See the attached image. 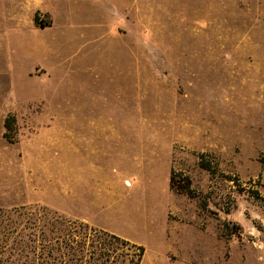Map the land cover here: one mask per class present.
Here are the masks:
<instances>
[{
    "label": "rangeland",
    "instance_id": "374dc122",
    "mask_svg": "<svg viewBox=\"0 0 264 264\" xmlns=\"http://www.w3.org/2000/svg\"><path fill=\"white\" fill-rule=\"evenodd\" d=\"M19 205L32 264H264V0H0Z\"/></svg>",
    "mask_w": 264,
    "mask_h": 264
},
{
    "label": "trees",
    "instance_id": "16d2710c",
    "mask_svg": "<svg viewBox=\"0 0 264 264\" xmlns=\"http://www.w3.org/2000/svg\"><path fill=\"white\" fill-rule=\"evenodd\" d=\"M35 22L44 26L50 25L49 18H40L39 12L35 15ZM8 132L5 137L9 138V134L13 129V118L6 120ZM10 139L11 136H10ZM202 167L211 169V165L206 160H201ZM172 189L180 192L186 189L185 186H176L172 180ZM258 197H261L257 193ZM44 214V215H43ZM56 216L47 207L27 205L13 206L11 208L0 207V264H32L37 258L38 244L43 241L41 235L45 234V230L55 231V222L49 219V215ZM63 229V228H62ZM128 245L136 246L128 240L118 238ZM141 255L144 252L143 246H139Z\"/></svg>",
    "mask_w": 264,
    "mask_h": 264
}]
</instances>
